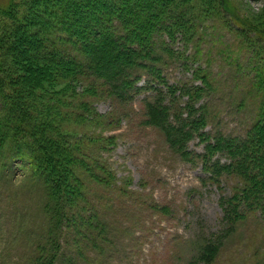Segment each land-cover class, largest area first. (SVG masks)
Masks as SVG:
<instances>
[{
    "label": "rangeland",
    "instance_id": "rangeland-1",
    "mask_svg": "<svg viewBox=\"0 0 264 264\" xmlns=\"http://www.w3.org/2000/svg\"><path fill=\"white\" fill-rule=\"evenodd\" d=\"M227 1L233 8L231 18L219 11L216 0H195L199 14L192 23L194 34H176L175 56L164 71L171 85L202 86L203 76L209 81L203 96L191 101L207 106L204 130L209 138L216 133L242 136L256 119L260 101L252 83L254 67L264 57V0ZM10 2L18 5L21 15L20 0H0V9ZM200 5L205 14H200ZM10 23L0 18L1 38ZM238 30L259 38L255 48L259 45L261 52L247 49L235 33ZM45 38L54 46L60 43L59 34ZM5 43L0 41V71L8 73L3 75L9 91L29 105L35 112L32 118L43 124L46 135L55 137L57 146L83 162L79 172L89 212L97 223L105 224V239L89 246L77 264H188L202 238L222 229L220 201L237 193L238 178L225 173L215 177L209 162L199 157L186 161L171 151L162 133L147 123L144 98L152 93L144 88V79L133 99L123 102L100 81L74 70H68L65 78L51 74L53 83L32 89L25 86L21 65L13 62ZM186 99L179 96L177 104ZM204 145L195 137L186 150L194 156L204 152ZM216 159L225 162L217 154L211 158ZM25 170L14 168L12 179L18 183L26 177ZM19 198L20 204L11 206L6 199L0 204V264H26L31 255L34 240L29 242L15 228L28 215L38 229L40 217L34 215V201ZM212 264H264L260 207L245 210V218Z\"/></svg>",
    "mask_w": 264,
    "mask_h": 264
},
{
    "label": "trees",
    "instance_id": "trees-1",
    "mask_svg": "<svg viewBox=\"0 0 264 264\" xmlns=\"http://www.w3.org/2000/svg\"><path fill=\"white\" fill-rule=\"evenodd\" d=\"M216 1L219 11L231 18L229 2ZM195 3L20 0L21 15L14 2L0 9V18L11 21L9 32L0 36V41L5 40L3 46L13 62L21 65L25 86L32 89L53 83L51 74L65 78L68 70H74L100 81L112 97L123 102L133 99L144 79V88L152 93L144 98L147 123L162 133L171 151L181 153L186 161L199 157L209 162L215 177L232 174L241 182L237 193L220 201L222 229L202 238L188 263L212 264L245 218V210L260 207L264 212V57L254 67L252 86L260 94L256 119L242 136L216 133L209 138L204 130L207 106L191 102L203 96L209 81L203 76L202 86H176L167 82L164 73L175 56L172 44L176 34H194L192 23L199 14ZM203 6H197L200 14L206 13ZM55 33L60 36L57 46L45 38ZM235 33L247 49L261 52L262 47L255 48L259 38L247 37L249 31ZM61 71L66 75H60ZM5 73L0 71V204L3 199L20 204L19 196L35 202L38 229L27 214L15 228L23 231L29 242L34 240L26 264H77L79 255L106 236L105 224L97 223L96 215L89 212L87 188L79 172L83 162L57 146L55 137L46 135L43 124L32 118L35 112L9 91ZM181 95L187 99L177 104ZM195 137L205 143L204 152L192 156L186 144ZM216 154L225 162L212 161ZM16 167L26 169V177L18 183L12 179Z\"/></svg>",
    "mask_w": 264,
    "mask_h": 264
}]
</instances>
